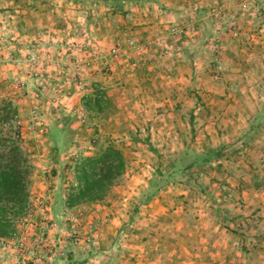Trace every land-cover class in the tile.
Here are the masks:
<instances>
[{
    "label": "rangeland",
    "instance_id": "rangeland-1",
    "mask_svg": "<svg viewBox=\"0 0 264 264\" xmlns=\"http://www.w3.org/2000/svg\"><path fill=\"white\" fill-rule=\"evenodd\" d=\"M62 4L0 0V137L21 126L31 164V208L0 246L45 234L54 264H264V0ZM112 146L125 172L67 207L75 166Z\"/></svg>",
    "mask_w": 264,
    "mask_h": 264
},
{
    "label": "trees",
    "instance_id": "trees-1",
    "mask_svg": "<svg viewBox=\"0 0 264 264\" xmlns=\"http://www.w3.org/2000/svg\"><path fill=\"white\" fill-rule=\"evenodd\" d=\"M97 1L112 4L114 8L122 10L126 3H139L144 0ZM95 106L100 107L98 99ZM13 110L14 117H17L16 109ZM0 112L3 116L6 109L2 108ZM1 143L4 148L0 149V238H6L15 229V219L23 215L28 206V177L31 164L24 147L21 126H17V130L8 135L2 134L0 145ZM56 148L59 149L57 144ZM126 167L125 155L113 146L97 155L84 157L75 166L77 185L70 190L65 205L74 207L103 199L115 180L125 172Z\"/></svg>",
    "mask_w": 264,
    "mask_h": 264
},
{
    "label": "built area",
    "instance_id": "built-area-1",
    "mask_svg": "<svg viewBox=\"0 0 264 264\" xmlns=\"http://www.w3.org/2000/svg\"><path fill=\"white\" fill-rule=\"evenodd\" d=\"M43 39L42 35H38V41ZM131 46H136L135 41H130ZM88 50H91L89 48ZM117 48L113 47L111 50L112 56H117ZM90 55V54H89ZM68 58V57H67ZM31 60H35V56H32ZM82 121H85V111H81ZM27 208H31V204L28 203ZM48 209V208H47ZM50 227L54 229V225L51 224ZM47 246L46 255H39L33 259L32 264H36L38 261L39 264H46L48 260H51L54 256H58V251L55 244L48 243V237H45V234L39 235L33 244H30L25 239L13 240L9 239L7 241H2L0 246V264H28L26 263L27 254H35L36 248ZM38 250V249H37Z\"/></svg>",
    "mask_w": 264,
    "mask_h": 264
},
{
    "label": "crops",
    "instance_id": "crops-1",
    "mask_svg": "<svg viewBox=\"0 0 264 264\" xmlns=\"http://www.w3.org/2000/svg\"><path fill=\"white\" fill-rule=\"evenodd\" d=\"M62 2H63V0H58V11H59V6L60 7H63V4H62ZM71 2L70 3H64V6H71ZM168 6H171V7H169V9L171 10V11H173L174 10V8H178V7H176V5H177V3H172V5H171V3L170 4H167ZM73 7H77V8H80V5H78L77 4V6L76 5H73ZM71 18V20L69 21V22H67L66 23V25L68 26V27H72V25H74V21H76V19L77 18H75V19H73L74 17H70ZM79 19H81V18H78V20ZM161 19H163V18H161ZM160 19V20H161ZM41 20V19H40ZM84 21V20H83ZM42 20L41 21H39V20H37V21H35V20H33V24L35 25H37V24H42ZM159 22H161V21H159ZM92 23V22H91ZM103 23H108V25L110 24L111 25V21L109 20H107V19H105L104 21H103ZM90 25H93V24H90ZM74 26H78V25H74ZM63 34H65L63 37H66V36H68V34L67 33H63ZM73 36H74V34H73ZM59 37V36H58ZM25 39V40H24ZM23 42H25V43H27V36H23ZM16 53V52H15ZM14 53V54H15ZM84 57H85V55H83ZM81 67H83V70L81 71V68L79 67L78 69L79 70H77L76 68H74V70L77 72V73H80V75H82L83 77H85L86 76V78H88V79H90V74H88V71H87V69H86V67H84V66H81ZM67 69V73L68 74H70V72H73V69H71V67H67L66 68ZM23 72L25 71V69H21ZM59 70V69H58ZM23 72H22V75H23ZM75 73V72H74ZM22 77H25L24 75L22 76ZM93 79V78H92ZM68 80V77L66 78V77H61L60 78V81L61 82H64L65 83V85L62 87L63 88V90L66 92V91H69V95H65V94H63V95H65V96H60V98H58V100L59 101H61L62 102V104L63 105H70V107H75L76 106V104H79V103H81V99L83 98L82 96V91L79 89V88H76V85H75V83H73V84H71V83H68V82H66ZM94 80V79H93ZM28 82L31 84L30 86H33V87H35L36 89H38V88H40L41 86H42V83L39 81V80H36V79H30V80H28ZM105 82V81H104ZM107 82H105V84H106ZM46 84H48V82L46 83ZM62 86V85H61ZM111 88V86H106L105 87V89H106V91H107V93L110 95V91H112V89H110ZM62 92V91H61ZM63 93V92H62ZM81 105V104H80ZM61 125V124H60ZM52 260V259H51ZM47 264H54V261H48V263Z\"/></svg>",
    "mask_w": 264,
    "mask_h": 264
}]
</instances>
